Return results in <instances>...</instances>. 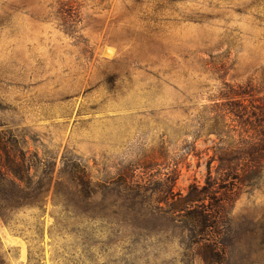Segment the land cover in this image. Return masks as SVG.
I'll return each instance as SVG.
<instances>
[{"label":"rangeland","instance_id":"374dc122","mask_svg":"<svg viewBox=\"0 0 264 264\" xmlns=\"http://www.w3.org/2000/svg\"><path fill=\"white\" fill-rule=\"evenodd\" d=\"M263 75L264 0H0V130L30 166L0 181V264H216L159 180L203 184L222 84ZM228 223L219 264H264V178Z\"/></svg>","mask_w":264,"mask_h":264},{"label":"trees","instance_id":"16d2710c","mask_svg":"<svg viewBox=\"0 0 264 264\" xmlns=\"http://www.w3.org/2000/svg\"><path fill=\"white\" fill-rule=\"evenodd\" d=\"M257 81V80H256ZM239 83L224 82L219 90L220 126L211 161L206 163L203 184L192 183L185 194L173 193V178L161 177L160 185H169L164 200V215L177 218L188 232L189 240L203 249L204 262L222 263L226 258L224 231L233 202L243 186L264 178V75ZM17 137L0 130V181L21 188L29 178L30 166ZM79 180L84 178L80 174ZM160 207V206H159Z\"/></svg>","mask_w":264,"mask_h":264}]
</instances>
